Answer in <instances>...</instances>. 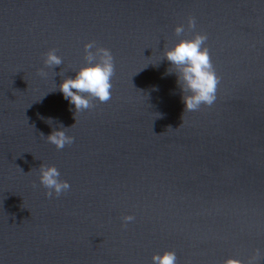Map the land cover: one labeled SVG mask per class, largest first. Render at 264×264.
Segmentation results:
<instances>
[{
  "label": "water",
  "instance_id": "obj_1",
  "mask_svg": "<svg viewBox=\"0 0 264 264\" xmlns=\"http://www.w3.org/2000/svg\"><path fill=\"white\" fill-rule=\"evenodd\" d=\"M196 34L216 100L184 111L164 52ZM89 42L113 56L110 99L75 112L59 85ZM60 126L63 149L46 138ZM42 166L70 189L47 196ZM165 251L264 264V0H0V264H152Z\"/></svg>",
  "mask_w": 264,
  "mask_h": 264
},
{
  "label": "clouds",
  "instance_id": "obj_2",
  "mask_svg": "<svg viewBox=\"0 0 264 264\" xmlns=\"http://www.w3.org/2000/svg\"><path fill=\"white\" fill-rule=\"evenodd\" d=\"M194 18H189L188 29L195 28ZM177 36L185 32L184 25L174 28ZM206 34H196L191 39H180L164 52V58L170 63L165 75L175 74L177 84L182 93L181 99L184 111L198 110L201 104L212 105L216 100L218 77L210 62L207 47L204 43ZM84 65L79 67L74 77L63 79L59 85L62 98L74 106L75 112L87 110L92 107L91 99L106 102L110 99L111 78L114 75V60L110 50L97 47L95 42L84 45ZM45 67L53 69L63 63L55 50H50L43 61ZM41 75H46L41 72ZM48 121H52L49 117ZM64 127L54 129L46 138L57 149L73 143V138L66 135ZM59 171L54 166L40 167L39 183L48 189L46 195L51 197L67 192L70 185L67 181L59 180ZM131 216L124 217L129 222ZM152 264H176V254L165 251L162 255L154 254ZM225 264H241L236 259H228Z\"/></svg>",
  "mask_w": 264,
  "mask_h": 264
}]
</instances>
